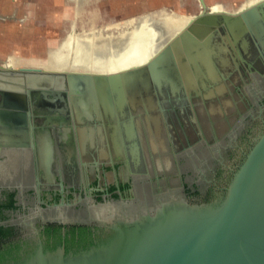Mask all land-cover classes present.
<instances>
[{
    "label": "flooded vegetation",
    "instance_id": "flooded-vegetation-1",
    "mask_svg": "<svg viewBox=\"0 0 264 264\" xmlns=\"http://www.w3.org/2000/svg\"><path fill=\"white\" fill-rule=\"evenodd\" d=\"M208 2L221 3L211 27L143 82L99 92L88 80L71 95L61 76L0 64V264L38 247L78 254L108 238L118 215L225 191L264 129V0ZM193 10L161 11L186 18L164 42Z\"/></svg>",
    "mask_w": 264,
    "mask_h": 264
},
{
    "label": "water",
    "instance_id": "water-1",
    "mask_svg": "<svg viewBox=\"0 0 264 264\" xmlns=\"http://www.w3.org/2000/svg\"><path fill=\"white\" fill-rule=\"evenodd\" d=\"M199 1V12L139 64L110 72L29 66L19 70L61 76L71 95L74 86L88 80L100 92L109 85L143 82L148 75L157 77L164 74L165 62L173 58L172 48L179 42L192 44L194 35L211 27L217 10L205 0ZM110 228L108 238L78 254H65L62 249L44 252L38 247L20 264H264V129L219 197L191 202L172 195L151 212L114 217Z\"/></svg>",
    "mask_w": 264,
    "mask_h": 264
},
{
    "label": "rangeland",
    "instance_id": "rangeland-1",
    "mask_svg": "<svg viewBox=\"0 0 264 264\" xmlns=\"http://www.w3.org/2000/svg\"><path fill=\"white\" fill-rule=\"evenodd\" d=\"M143 1L0 0V64H4L9 55L45 58L48 47H57L70 32L90 36L91 31L99 30L102 35L114 34L123 27L127 13L133 15V19L144 15L157 19L161 11L190 15L193 9L201 8L199 0H148L146 7ZM205 2L210 6L208 0ZM114 23L121 25L108 27Z\"/></svg>",
    "mask_w": 264,
    "mask_h": 264
},
{
    "label": "bare ground",
    "instance_id": "bare-ground-1",
    "mask_svg": "<svg viewBox=\"0 0 264 264\" xmlns=\"http://www.w3.org/2000/svg\"><path fill=\"white\" fill-rule=\"evenodd\" d=\"M220 4V2H216L211 4V7L217 9ZM150 16L152 15L127 20L125 24L127 26L131 24V30L124 32L119 29L114 34L108 32V34L102 35V31L95 30L91 31L90 36L76 35L70 32L65 38L63 37L57 47L47 46L48 55L45 58L10 55L8 58L11 59L12 65L15 67L21 65L47 70L90 72L118 70L145 60L157 48V45L163 43L170 36L168 34L186 22V18L175 15H165L164 17L160 15L157 19H151ZM118 26L115 24L109 27Z\"/></svg>",
    "mask_w": 264,
    "mask_h": 264
}]
</instances>
